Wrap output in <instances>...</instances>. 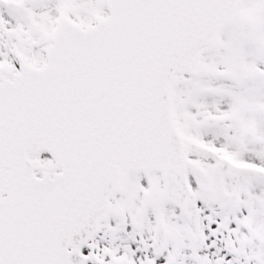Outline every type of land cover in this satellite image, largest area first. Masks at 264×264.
<instances>
[{"label":"snow or ice","instance_id":"snow-or-ice-1","mask_svg":"<svg viewBox=\"0 0 264 264\" xmlns=\"http://www.w3.org/2000/svg\"><path fill=\"white\" fill-rule=\"evenodd\" d=\"M0 264H264V0H0Z\"/></svg>","mask_w":264,"mask_h":264}]
</instances>
